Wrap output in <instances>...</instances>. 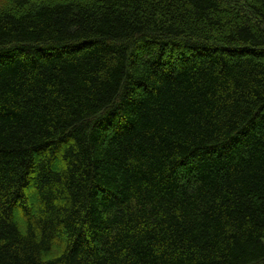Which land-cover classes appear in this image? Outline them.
<instances>
[{"label": "trees", "instance_id": "trees-1", "mask_svg": "<svg viewBox=\"0 0 264 264\" xmlns=\"http://www.w3.org/2000/svg\"><path fill=\"white\" fill-rule=\"evenodd\" d=\"M0 264H264V0H0Z\"/></svg>", "mask_w": 264, "mask_h": 264}]
</instances>
